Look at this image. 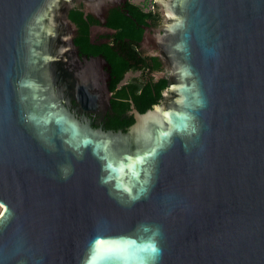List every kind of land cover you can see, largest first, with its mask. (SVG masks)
Returning <instances> with one entry per match:
<instances>
[{
    "label": "water",
    "instance_id": "95a60500",
    "mask_svg": "<svg viewBox=\"0 0 264 264\" xmlns=\"http://www.w3.org/2000/svg\"><path fill=\"white\" fill-rule=\"evenodd\" d=\"M125 1L0 0V264H264V0H157L173 77L105 130L69 10Z\"/></svg>",
    "mask_w": 264,
    "mask_h": 264
},
{
    "label": "flooded vegetation",
    "instance_id": "af4514ba",
    "mask_svg": "<svg viewBox=\"0 0 264 264\" xmlns=\"http://www.w3.org/2000/svg\"><path fill=\"white\" fill-rule=\"evenodd\" d=\"M138 4L143 14L130 5ZM69 16L76 25L73 37L77 64L100 68L93 108L84 110L72 96L70 108L84 122L105 130H125L161 98L172 60L164 32L165 17L157 0L145 6L134 0L117 3L105 11H93L75 2Z\"/></svg>",
    "mask_w": 264,
    "mask_h": 264
},
{
    "label": "clouds",
    "instance_id": "9594fccd",
    "mask_svg": "<svg viewBox=\"0 0 264 264\" xmlns=\"http://www.w3.org/2000/svg\"><path fill=\"white\" fill-rule=\"evenodd\" d=\"M143 247L148 252H150V254L152 255L153 260H155L159 256V254H160V249L158 248L157 243H156V241L154 239L147 241L143 245Z\"/></svg>",
    "mask_w": 264,
    "mask_h": 264
},
{
    "label": "rangeland",
    "instance_id": "374dc122",
    "mask_svg": "<svg viewBox=\"0 0 264 264\" xmlns=\"http://www.w3.org/2000/svg\"><path fill=\"white\" fill-rule=\"evenodd\" d=\"M135 2L139 3V4H143L145 6H149L152 4V0H134ZM1 205H0V211H1Z\"/></svg>",
    "mask_w": 264,
    "mask_h": 264
},
{
    "label": "trees",
    "instance_id": "16d2710c",
    "mask_svg": "<svg viewBox=\"0 0 264 264\" xmlns=\"http://www.w3.org/2000/svg\"><path fill=\"white\" fill-rule=\"evenodd\" d=\"M130 5L138 12V15H140V12L143 14L142 10H141V7L138 5V4H135V3H130ZM140 12H139V11Z\"/></svg>",
    "mask_w": 264,
    "mask_h": 264
},
{
    "label": "snow or ice",
    "instance_id": "6c2138e0",
    "mask_svg": "<svg viewBox=\"0 0 264 264\" xmlns=\"http://www.w3.org/2000/svg\"><path fill=\"white\" fill-rule=\"evenodd\" d=\"M109 167H111V165H109Z\"/></svg>",
    "mask_w": 264,
    "mask_h": 264
},
{
    "label": "bare ground",
    "instance_id": "6f19581e",
    "mask_svg": "<svg viewBox=\"0 0 264 264\" xmlns=\"http://www.w3.org/2000/svg\"><path fill=\"white\" fill-rule=\"evenodd\" d=\"M2 207V206H1ZM2 209V208H1Z\"/></svg>",
    "mask_w": 264,
    "mask_h": 264
}]
</instances>
